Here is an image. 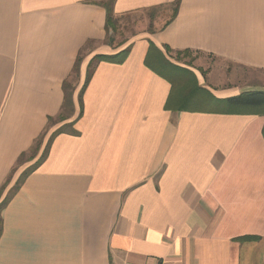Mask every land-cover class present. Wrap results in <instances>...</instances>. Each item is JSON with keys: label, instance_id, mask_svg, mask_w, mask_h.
<instances>
[{"label": "crops", "instance_id": "crops-1", "mask_svg": "<svg viewBox=\"0 0 264 264\" xmlns=\"http://www.w3.org/2000/svg\"><path fill=\"white\" fill-rule=\"evenodd\" d=\"M109 2L0 0V203L46 149L1 211L0 264H264V116L168 110L146 64L151 43L204 54L235 69L196 74L215 97L264 91V0H112L116 17L159 12L113 46ZM128 47L94 64L81 110L91 59Z\"/></svg>", "mask_w": 264, "mask_h": 264}, {"label": "trees", "instance_id": "trees-1", "mask_svg": "<svg viewBox=\"0 0 264 264\" xmlns=\"http://www.w3.org/2000/svg\"><path fill=\"white\" fill-rule=\"evenodd\" d=\"M110 0L109 3L105 4V8L107 10V26L106 31L109 36L110 45L115 44V35L117 32L118 24L120 18L116 17L113 11V4ZM152 31V30H151ZM112 34V35H110ZM131 47H128L117 54L114 55H96L94 56L90 63L86 78V83L83 86L80 95H79V104L82 110V94L84 89L86 88L90 78L92 77V67L97 62H109L115 64H123L129 57ZM167 55H170L171 49L166 47ZM184 54L189 53V51L183 52ZM82 57L78 58L75 66L73 68V78L75 80L79 77V69L82 63ZM147 66L155 72L157 75L167 79L172 84V93L171 97L168 100L167 108L168 110L180 112V111H193V112H204V113H215V114H231V115H245V116H264V91H248L243 92L237 96L227 98V99H219L213 95L209 90L200 86L198 78L194 72L191 70L177 65L171 62L166 55L163 54L153 43L150 44V50L146 59ZM74 86V85H73ZM73 86H68L65 83V90L68 88L74 89ZM72 91L70 94H66L63 111L57 117V119H50L53 123H63L69 119H71L75 114V105L72 100ZM82 114V112H81ZM68 125L61 128L59 131L52 135V138L57 134L63 131ZM264 136V129H263ZM43 138L41 137L33 146L32 155L23 154L20 158L18 165L15 167L12 175L16 173L18 168L24 166L27 163L35 160L37 155L39 154L42 145ZM51 138V139H52ZM28 156V157H27ZM46 156V149L42 154L41 158L37 161V163L30 168L26 169L16 184L11 188L7 196L0 203V215L1 211L7 206V204L12 199L13 195L19 190L22 181L35 169V166L41 161L44 160ZM27 157V159H26ZM11 175V176H12ZM12 177L7 181L10 184ZM7 187L3 188L4 190ZM1 217H0V235L2 231L1 227ZM252 237L243 238L242 240H252Z\"/></svg>", "mask_w": 264, "mask_h": 264}, {"label": "rangeland", "instance_id": "rangeland-1", "mask_svg": "<svg viewBox=\"0 0 264 264\" xmlns=\"http://www.w3.org/2000/svg\"><path fill=\"white\" fill-rule=\"evenodd\" d=\"M157 16H159V12L155 10L152 12H138L120 18L115 35V43L117 45H122L143 32L153 30L157 25H154L155 23L153 24V19ZM173 63L179 64L182 67L184 66L192 70V72H194L201 78V83L206 81V83L204 82L206 85L209 83V81H207V75L209 74H212L214 76L216 74L222 76L225 72H235L234 67L226 68V66L216 58H212L210 56L199 53H183L179 54L178 58H176V56H173ZM76 82L77 81L75 80V84ZM33 153L34 152L30 153L29 156Z\"/></svg>", "mask_w": 264, "mask_h": 264}]
</instances>
